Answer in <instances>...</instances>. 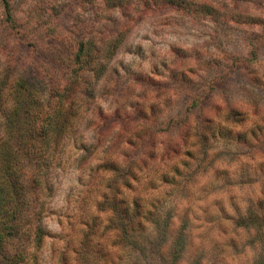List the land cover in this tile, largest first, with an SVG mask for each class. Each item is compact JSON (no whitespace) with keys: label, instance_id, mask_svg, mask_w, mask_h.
Wrapping results in <instances>:
<instances>
[{"label":"rangeland","instance_id":"1","mask_svg":"<svg viewBox=\"0 0 264 264\" xmlns=\"http://www.w3.org/2000/svg\"><path fill=\"white\" fill-rule=\"evenodd\" d=\"M129 1L28 264H264V0Z\"/></svg>","mask_w":264,"mask_h":264},{"label":"trees","instance_id":"2","mask_svg":"<svg viewBox=\"0 0 264 264\" xmlns=\"http://www.w3.org/2000/svg\"><path fill=\"white\" fill-rule=\"evenodd\" d=\"M130 5L129 0H0L3 264H28L36 258L46 235L41 216L49 209L68 145L84 121L91 130L105 127L100 126L105 116L100 122L87 119L96 88L137 15ZM112 7L122 10V16L101 34L114 38L98 41L85 15L92 11L94 21ZM251 21L264 31L262 18Z\"/></svg>","mask_w":264,"mask_h":264}]
</instances>
